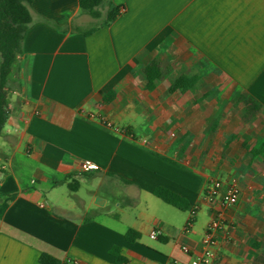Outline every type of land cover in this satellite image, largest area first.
Returning a JSON list of instances; mask_svg holds the SVG:
<instances>
[{
  "label": "crops",
  "instance_id": "obj_1",
  "mask_svg": "<svg viewBox=\"0 0 264 264\" xmlns=\"http://www.w3.org/2000/svg\"><path fill=\"white\" fill-rule=\"evenodd\" d=\"M111 1L120 16L87 35L78 0L31 4L0 132V264H115L112 247L125 264H189L221 209L212 179L240 194L215 264H264V0ZM154 59L164 78L150 90ZM181 76L198 79L170 94Z\"/></svg>",
  "mask_w": 264,
  "mask_h": 264
},
{
  "label": "trees",
  "instance_id": "obj_2",
  "mask_svg": "<svg viewBox=\"0 0 264 264\" xmlns=\"http://www.w3.org/2000/svg\"><path fill=\"white\" fill-rule=\"evenodd\" d=\"M32 2L33 0H0V132L8 116L5 99L8 91L9 76L17 56L21 53L26 33L33 23V16L30 11ZM78 2L82 12L87 13L95 20L94 26L84 32L85 35L94 32L101 26H109L122 12V8L115 6L111 0H78ZM41 21L61 31L71 28L74 32H82L74 26L60 28L46 19L41 18ZM142 73L147 80V88L150 90L153 89L156 80L164 78L159 62L155 59L142 68ZM197 79V76H181L169 87L168 92L170 94L175 92L185 93L195 84ZM251 102L255 105V102L252 100ZM256 110L254 106L248 111L254 112ZM153 195L165 204L180 211L189 209V204L185 199L167 189L155 188ZM188 223H191V221ZM138 238L139 234L134 230H128L125 234L126 241L130 243H133ZM109 252L115 257V264H125V259L119 254L117 247H112ZM39 263L60 264L57 259L48 254H42L39 258Z\"/></svg>",
  "mask_w": 264,
  "mask_h": 264
},
{
  "label": "built area",
  "instance_id": "obj_3",
  "mask_svg": "<svg viewBox=\"0 0 264 264\" xmlns=\"http://www.w3.org/2000/svg\"><path fill=\"white\" fill-rule=\"evenodd\" d=\"M90 118L99 119L96 116ZM96 166L89 162H84L81 165V170L84 172L96 170ZM239 190L235 180H231L227 184H223L218 180H210L205 188V198L208 202L212 203L218 198L221 200V209L214 215L213 220L209 224L205 235L203 236L201 244V256L191 257L189 264H215L218 259L217 246L218 238L217 234L223 232L226 228L224 221L223 209L235 206L239 201ZM193 214V213H192ZM188 226L190 223L187 224ZM159 229L154 228L150 232V239L156 240L160 236ZM182 252L190 255L191 250L187 246L182 247ZM170 264H177V262H171Z\"/></svg>",
  "mask_w": 264,
  "mask_h": 264
},
{
  "label": "rangeland",
  "instance_id": "obj_4",
  "mask_svg": "<svg viewBox=\"0 0 264 264\" xmlns=\"http://www.w3.org/2000/svg\"><path fill=\"white\" fill-rule=\"evenodd\" d=\"M11 87V86H10ZM9 87V90H11L12 88H10ZM105 196V195H104ZM103 197V196H102ZM109 199V203L111 204L112 203V205H113V201H111V199L110 198H108Z\"/></svg>",
  "mask_w": 264,
  "mask_h": 264
}]
</instances>
